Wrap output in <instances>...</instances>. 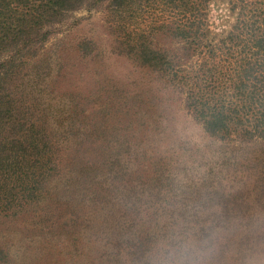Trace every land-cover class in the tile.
Returning a JSON list of instances; mask_svg holds the SVG:
<instances>
[{"label":"trees","instance_id":"16d2710c","mask_svg":"<svg viewBox=\"0 0 264 264\" xmlns=\"http://www.w3.org/2000/svg\"><path fill=\"white\" fill-rule=\"evenodd\" d=\"M142 2L0 0V218L73 201L88 223L75 240L86 230L100 247L91 264H264V222L250 218L248 195L203 205L171 194L183 157L199 149L169 136L163 96L126 99L116 115L125 136L113 139L68 137L99 127L46 96L53 65L40 54L52 29L70 13L105 6L127 33L122 53L168 82L210 138L264 144V0H154L170 21L153 31L125 18ZM80 51L89 56V43ZM252 206L264 211L262 190ZM0 264H11L2 247Z\"/></svg>","mask_w":264,"mask_h":264},{"label":"rangeland","instance_id":"374dc122","mask_svg":"<svg viewBox=\"0 0 264 264\" xmlns=\"http://www.w3.org/2000/svg\"><path fill=\"white\" fill-rule=\"evenodd\" d=\"M142 1L134 14H125L135 28L153 31L157 29V21H170L166 8L158 7L154 0ZM218 18L219 10L214 8L211 23L218 25ZM115 22L119 19H115L105 6L70 13L52 29L51 38L40 54L42 64L50 62L53 65L51 80L46 81L47 98L59 104V109L84 111L87 114L80 117L83 125L99 127L96 134L80 132L67 136L121 138L125 135L119 131L123 126L118 122L122 116L117 119V111L123 109L124 101L142 97L141 94L153 97L157 93L165 98L163 123L169 136L185 143V148L199 149L183 157L187 163L177 175L171 194L175 190L179 202L208 205L227 203L232 193L240 192V195L249 196L250 204L245 205L251 207L250 218L264 222V211L252 206L261 190L264 195V144L245 143L239 138L223 142L210 138L189 115L181 97L172 95L168 82L122 53L120 43L127 41V33L118 29ZM84 43H89V56L80 51ZM160 44L169 48L172 41L164 38ZM64 118L67 119V115ZM75 213L73 201L51 202L26 214L0 218V247L10 254L11 264H91V258L100 247L92 245L91 236L88 244L86 230L77 243L74 238L77 226L85 228L88 223L85 218L78 220ZM102 254L104 250L101 249L98 255ZM252 262L256 263L250 260L242 264ZM257 264H261V259Z\"/></svg>","mask_w":264,"mask_h":264}]
</instances>
